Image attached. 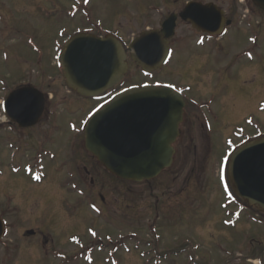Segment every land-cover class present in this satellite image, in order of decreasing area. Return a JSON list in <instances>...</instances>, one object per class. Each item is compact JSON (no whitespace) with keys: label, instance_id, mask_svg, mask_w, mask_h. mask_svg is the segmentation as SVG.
<instances>
[{"label":"rangeland","instance_id":"obj_1","mask_svg":"<svg viewBox=\"0 0 264 264\" xmlns=\"http://www.w3.org/2000/svg\"><path fill=\"white\" fill-rule=\"evenodd\" d=\"M189 2L217 4L234 27L200 46L196 30L179 20L172 62L152 80L129 59L126 86L173 84L186 91L188 107L172 168L150 186L126 184L81 148L79 128L98 104L68 87L62 50L86 29L128 47ZM23 86L49 98L42 124L28 132L2 110L9 93ZM262 139L264 11L252 0H0V218L11 224L6 244L19 251L18 264H87L77 252L88 250L90 230L106 244L94 264H106L109 255L121 264H264V212L236 194L231 204L224 191L226 184L234 192L231 155ZM71 172L103 208L101 215L85 205L65 209V202L85 200L63 191ZM130 201L135 206H124ZM108 216L114 227L101 222ZM29 230L37 237L26 239ZM71 240H81L82 248Z\"/></svg>","mask_w":264,"mask_h":264},{"label":"water","instance_id":"obj_2","mask_svg":"<svg viewBox=\"0 0 264 264\" xmlns=\"http://www.w3.org/2000/svg\"><path fill=\"white\" fill-rule=\"evenodd\" d=\"M253 2L264 11V0ZM179 19L210 35L222 34L232 24L217 5L191 2L179 15L172 14L160 30L143 33L129 48L112 35L78 34L67 41L61 55L68 87L82 97L98 98L126 78L129 57L147 74L160 70L170 60V41ZM45 107V95L28 86L9 95L4 112L20 128L28 129L40 123ZM185 107L183 95L172 87L150 85L121 91L89 120L85 148L120 180L153 181L174 163ZM230 170L237 195L264 211V139L240 148ZM3 235L0 218V240Z\"/></svg>","mask_w":264,"mask_h":264},{"label":"flooded vegetation","instance_id":"obj_3","mask_svg":"<svg viewBox=\"0 0 264 264\" xmlns=\"http://www.w3.org/2000/svg\"><path fill=\"white\" fill-rule=\"evenodd\" d=\"M12 1H24V0H12ZM167 1V0H166ZM196 33L201 37L200 38V41H202V42H200L199 41V44L200 45H202V44H205V42H206V40H208V41H210L211 39H213L214 37H211V36H209V35H206V34H203V33H201V32H198V31H196ZM174 40H175V38L170 42L171 44H170V46H171V49H172V52H173V54H172V56H174L175 55V49L172 47V44H173V42H174ZM186 42V41H185ZM198 44V45H199ZM150 84V83H149ZM74 93V92H73ZM75 94V93H74ZM77 95V94H76ZM54 96L53 97H51L50 98V100H54ZM69 98V97H68ZM82 97H80L79 96V99H81ZM49 98L47 97V99H46V109H45V113H44V116H43V118H42V120H41V122H40V124H42V121H43V119H44V117H45V114L47 113V109H48V100ZM68 101V100H67ZM54 104H56V103H54ZM187 107H188V105H186V109H185V115H186V111H187ZM185 115H184V122H185ZM39 124V125H40ZM184 124V123H183ZM183 124H182V126H181V130H180V137H179V139H178V141H177V143H176V145L177 144H179L181 141H183V139H182V137L184 136V134L186 133L185 132V129L184 130H182V127H183ZM12 125V124H11ZM57 125V124H56ZM189 126L190 125H192V123L191 124H188ZM19 128V127H18ZM20 130H22L23 132H28V131H33V130H35V128H31V129H21V128H19ZM56 130L58 131V129L56 128ZM75 144L76 143H74V142H72V145L69 147V149H70V152H71V156H72V159H73V161L75 160H77L76 158H77V153H78V150H75ZM175 145V146H176ZM9 147H10V145H9ZM18 147H19V145H18ZM74 147V148H73ZM11 148V147H10ZM81 148L82 149H84L86 152H87V150L85 149V144H83V145H81ZM46 153V152H45ZM88 153V152H87ZM177 153H179V148H178V150L176 149V155H177ZM46 156H48V154H46ZM54 157V156H53ZM92 157V156H91ZM72 164H73V162H72ZM85 172H86V170H85ZM86 174V176H84V178L86 179L90 174H88L87 172L85 173ZM26 174H24V176H25ZM43 175V174H42ZM24 176H22V177H24ZM112 177V176H111ZM112 178H114V177H112ZM115 179V178H114ZM117 180V179H116ZM120 181V180H119ZM74 183H77L76 185H74ZM67 186H64V187H66V188H63V191H65V190H70L71 189V193L72 194H76V195H80L83 199H85V200H83V202H84V204H81V203H78V204H75V202H74V204L73 203H71V202H65V204H64V207H65V209L66 210H70V207L71 206H73V205H76L77 206V210L79 209V208H81L83 205H85L91 212H94L95 214H97V215H101L102 214V211H103V208L98 204V206H97V204H96V202H94V200L93 201H91L90 200V197L88 198V196L87 195H85L84 194V192H86V187L82 184V182L80 183V180H78V178L76 177V174L74 175V173H72L71 172V174H69V177H68V182L67 183H65ZM102 203H103V205H106L107 206V204H109V203H106L105 202V198H102ZM81 206V207H80ZM116 206L118 207H121L122 206V203L121 202H118V203H116ZM124 206H127L128 208L131 206H133V205H124ZM99 217V216H98ZM105 221H101L103 224H105V225H108V226H111V227H114L115 226V221H114V219L112 218V217H107L106 219H104ZM4 221V224H5V236H4V239L0 242V245L2 244H4L5 243V247H7V249H5V250H2V252L0 253V264H18V262H19V260H20V258H18V252H15L13 249L15 248L14 246L12 247V250H8V247H9V249H10V245L9 244H6V241H7V236H8V234H9V231H10V228H11V224H10V222L9 221H7V220H3ZM30 231H34V230H29V231H26L25 233H27V235H28V232H30ZM28 236H30L29 238H26V239H30V238H32V237H34V238H36L37 236H36V232L34 233V235H28ZM36 236V237H35ZM102 236L101 235H94V234H90L89 235V238H90V240H88V244H90V245H88V250H86V247H83V248H85L84 250H86V251H80V253L79 252H77L78 253V255H80V257L82 258V259H84L85 261H86V263L87 264H94L95 263V259L96 258H100L101 257V255H99V254H102L103 253V250L101 249V250H99V248L100 247H103V246H106V244H103V238H101ZM107 238V240H108V238H109V236H106L105 237V239ZM33 239V238H32ZM94 240H96V241H94ZM41 241L42 240H40V243H41ZM73 240H71L70 242H72ZM75 241V240H74ZM76 242L78 243V245H79V247L83 244L82 242H81V240L80 241H78V240H76ZM82 243V244H81ZM42 244V243H41ZM52 245V244H51ZM112 245V243L110 244V246ZM4 246V245H3ZM117 246V245H116ZM116 246H115V249H116ZM81 248H82V246H81ZM96 248H98L97 250H95ZM114 249V250H115ZM11 252H13V254L11 253ZM16 253V254H15ZM54 253V251L52 252V254ZM11 254V255H10ZM50 254H51V252H50ZM16 255V256H15ZM96 255H99V257L97 256L96 257ZM110 257L109 258H105L106 260L104 261L106 264H121L122 263V261H121V263H120V261L118 260V257H116L117 255H109ZM60 257L62 258V259H64V257L65 256H63V255H60ZM66 259H67V257H66Z\"/></svg>","mask_w":264,"mask_h":264},{"label":"trees","instance_id":"obj_4","mask_svg":"<svg viewBox=\"0 0 264 264\" xmlns=\"http://www.w3.org/2000/svg\"><path fill=\"white\" fill-rule=\"evenodd\" d=\"M126 85H127V81L123 82L121 85H119L117 88H115L114 91H119V90L124 89L125 87H128ZM124 183H126V182H124ZM126 184H128V183H126ZM145 184L150 186V182H147ZM129 203L132 204L133 206H135L134 202L130 201Z\"/></svg>","mask_w":264,"mask_h":264}]
</instances>
